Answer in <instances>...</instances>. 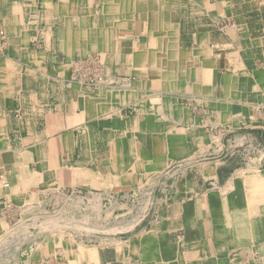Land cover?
I'll use <instances>...</instances> for the list:
<instances>
[{
	"label": "crops",
	"instance_id": "1",
	"mask_svg": "<svg viewBox=\"0 0 264 264\" xmlns=\"http://www.w3.org/2000/svg\"><path fill=\"white\" fill-rule=\"evenodd\" d=\"M99 2L0 0V240L62 194L128 224L0 264H264V0Z\"/></svg>",
	"mask_w": 264,
	"mask_h": 264
},
{
	"label": "rangeland",
	"instance_id": "2",
	"mask_svg": "<svg viewBox=\"0 0 264 264\" xmlns=\"http://www.w3.org/2000/svg\"><path fill=\"white\" fill-rule=\"evenodd\" d=\"M90 2L93 8L99 7V0H90ZM80 65L83 66L84 73L88 71V77H90L86 78L85 81H88L94 85L109 83V78H107L108 73L105 71L107 70L106 65L105 63H102L96 59V57L94 58V61L91 60L89 62L83 63L78 62L74 70L78 75L80 73ZM101 72L104 73V79L100 83L96 80H92L91 75H96L97 73L100 74ZM186 105L193 107L191 104H189V101L186 103ZM211 132H214V129H211ZM206 157L211 158V154H208ZM206 157L200 156L195 161L200 162ZM186 163L188 164V161H175L170 165L169 169L171 170L177 167H182ZM71 200H73V205L68 204L69 202L71 203ZM71 200L62 194L57 195L56 198L51 197L47 203L39 205L37 209L36 206L33 208L31 206L25 208V221H14V223L10 225V231L8 235L0 240L1 242L3 241L2 243L0 242V244L9 247L8 249L13 246L16 248V246L23 244H25L24 246H31L32 242L36 240L44 239L48 241V235L51 234L55 235L71 230L75 232L84 229H96L104 230L105 232H113L117 230H123L128 224V222H124L127 221L126 219L120 220V222H113L114 219H118V214H121L120 217H123L125 213L128 212V207H122L116 211H113L114 209L109 205H90L89 207L84 206L81 208V205L75 199ZM32 209L40 210L41 212L37 211L30 218H28V212ZM86 216L88 217L86 218ZM41 233H43V235Z\"/></svg>",
	"mask_w": 264,
	"mask_h": 264
},
{
	"label": "built area",
	"instance_id": "3",
	"mask_svg": "<svg viewBox=\"0 0 264 264\" xmlns=\"http://www.w3.org/2000/svg\"><path fill=\"white\" fill-rule=\"evenodd\" d=\"M92 77V80H96V81H98L99 83L104 79V77H102V76H98V73L95 75V74H93V75H91ZM88 78H90V77H88Z\"/></svg>",
	"mask_w": 264,
	"mask_h": 264
}]
</instances>
